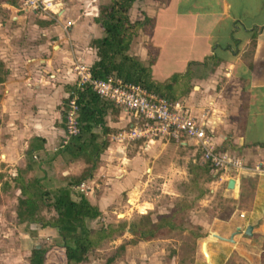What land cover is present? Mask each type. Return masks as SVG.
I'll return each instance as SVG.
<instances>
[{"label": "crops", "instance_id": "0c3cea01", "mask_svg": "<svg viewBox=\"0 0 264 264\" xmlns=\"http://www.w3.org/2000/svg\"><path fill=\"white\" fill-rule=\"evenodd\" d=\"M57 1L58 11L50 17L21 10L20 0H0V129L4 135V128L13 123L10 140L11 145L17 146L10 150L3 139L0 156L4 155L5 160H28V165L39 173L34 178H39L42 186L44 181L52 180L57 169L69 175L67 180L80 174L81 166L75 165L77 158L60 150L68 143H63V114L68 92L76 89L71 64L81 60L90 67L97 59L93 40L102 35L100 25L94 21L97 0ZM128 14L131 21L144 22L132 37L127 53L148 69L152 87L159 85L158 79L173 73L188 75L185 92L175 100L194 118L199 119L205 112V132L211 136L214 149L238 158L248 168L212 171L214 183L218 182L214 180L218 175L225 191L230 189L226 187L228 179H234L236 189L227 192L237 198V203L243 192L247 191L248 197L229 214L227 222L233 223L234 228L216 230L227 238L239 227L232 241L212 235L197 237L199 245L194 249L193 264H229L238 258L241 264L259 263L258 257L264 256V0H134ZM26 17L32 24L24 36L21 29ZM115 108L117 112L107 110L104 117L108 132L102 134L100 125L92 128L97 142L100 138L106 141L113 129L142 125L143 121L136 116ZM140 139L149 154V173L158 167V156L177 148L191 152H185L182 158L194 162L196 157L206 164L199 149L188 139ZM55 145L58 148L53 150ZM114 168L118 165L106 167L102 163L92 176L81 180L89 186L84 195L100 212L88 222L112 220L110 214L115 213L114 209L125 206L120 197L134 192L137 170L118 172ZM18 174L21 175L20 171ZM126 202L133 205L130 197ZM140 208L145 209L142 205ZM125 214L127 210L122 216ZM247 225L252 226L251 235L243 233ZM35 237L58 246L44 253L43 264H66L55 228L39 227ZM140 242L132 247L139 249ZM203 242L208 261L201 252ZM176 257L172 256L169 264L182 263Z\"/></svg>", "mask_w": 264, "mask_h": 264}, {"label": "rangeland", "instance_id": "374dc122", "mask_svg": "<svg viewBox=\"0 0 264 264\" xmlns=\"http://www.w3.org/2000/svg\"><path fill=\"white\" fill-rule=\"evenodd\" d=\"M107 2L108 0H97V6ZM29 19L28 17L23 19L21 32L24 33V36H27L25 34L28 33L27 31L32 24V20ZM160 66L163 67V64ZM71 67H73V64H71ZM147 76H150L148 69ZM158 83V90L166 99L172 101L185 92L188 75L173 73L163 80L158 79ZM2 123L0 124L2 125ZM11 126H13V123L4 128L7 131L4 132V135H1L2 131L0 129V146L4 143L2 141L4 139L6 140L5 144H8L7 147L13 150L17 146L15 144L11 145V133H9L13 131L10 129ZM122 129L126 130V128ZM122 129H116L115 131L113 129L111 131L113 133L106 135L107 145L101 150L97 160L92 161L88 156L82 155L77 157L75 161V163L78 162L75 164L76 167H78L77 165L81 166L79 167V176L84 174V170L90 165H94L92 170V173H94L102 163L106 167L108 164H114L116 167L118 165V168H114V170L118 169V172L129 171L130 168L137 170L134 175V192L129 193V195L123 194L120 197L121 204L125 206L114 209L116 214H110L112 220L104 221L100 219L98 222H87L88 226L97 229L111 224L115 229L119 221L122 220L143 222L145 219L141 218L147 216L149 221L155 222L158 215H169L174 211V215L171 217L174 227L170 230H165L166 227H163L162 231L149 240L139 236L133 237L129 232H126L127 230H124L121 235L113 232L102 244L89 253L83 264H169L172 256H178L176 260L180 257V262H182L180 264H193L194 249L199 245V240H196V238L211 235L213 232L216 233L217 229L221 230L227 226L228 228H234L233 223L229 224L227 222L229 214L236 207L239 208L242 205L240 201H246L248 192L244 190L245 192L238 198L239 203H237V198L234 199L229 194L230 192H227L231 189L224 190V183L219 182L218 175L215 177L216 179L214 178L218 182L214 183L213 177L208 179L207 175L195 169V166L203 165L196 157L194 162L181 157L185 156V152L191 153L187 151L189 150L187 148L185 150L177 148L167 151L165 154L162 153L158 156V167L152 169L149 173L146 168L149 154L144 148V142L141 139L132 143L131 141L118 140L115 135ZM63 138V141H65L66 133ZM69 139L70 137L66 140L69 141ZM143 139L145 140V138ZM101 140L100 138L99 143ZM108 147L110 148L107 149ZM55 148L57 149L58 145H55L53 150ZM0 153L2 152L0 151ZM121 156H124L125 159L121 160ZM132 158H135V160L133 159L134 162L129 167ZM37 159L35 157V161ZM28 163V160L24 158L22 160L16 158L5 160L4 155L0 156V264H29L30 250L34 244H38L45 249V252L52 246L58 248L57 244L50 240L35 237L36 229L39 228L38 224L27 225L26 222H19L16 218L17 199L20 197L18 182L14 180L16 174L20 171L23 184L34 196H38L40 192L39 187L33 181L39 173L34 170L35 167L30 166L28 169ZM190 165H195L193 171H189L191 169ZM62 171L66 172L67 168H62ZM60 172V169L55 170L53 172L55 176L50 181L45 179L46 182L44 181L43 187L52 189L67 181L65 178L69 175ZM95 181L97 182V180ZM84 183L88 185L87 182ZM91 185L95 189L94 183ZM245 185L248 186V184ZM129 197L132 199L133 205L126 202ZM45 202L47 200L38 204L37 213L48 218L54 213L46 206ZM126 204H128V207L131 206V209ZM140 205L144 206L145 209L140 208ZM125 210H127V214L122 216ZM131 239H135V241L131 242ZM137 241H141L138 244L139 249L132 247V244L135 245ZM119 245H122V247H119ZM113 254L115 255L114 259L110 263H105L106 258ZM253 258L254 256L251 257L252 263L255 262ZM258 258L259 263L257 264H264V256L260 255ZM229 264H241V262L238 258L237 262L231 260Z\"/></svg>", "mask_w": 264, "mask_h": 264}, {"label": "trees", "instance_id": "16d2710c", "mask_svg": "<svg viewBox=\"0 0 264 264\" xmlns=\"http://www.w3.org/2000/svg\"><path fill=\"white\" fill-rule=\"evenodd\" d=\"M134 0H108L97 6V14L94 21L102 29V35L93 40L97 59L90 65L92 77L105 78L107 75L120 78L123 82L140 83L146 89L156 94H161L158 85H153L147 78V68L144 67L136 57L127 53L129 43L133 36L137 34L142 26L141 21H131L129 19V8ZM78 104L77 125L78 133L70 137L68 143L61 151H66L73 157L88 156L95 161L105 147L106 141L97 142V135L92 132V128L100 125L102 134L108 132L104 127V117L107 110L117 112L114 105L107 100L100 99L88 85H83L81 89H75ZM195 165H190L193 171ZM189 167V168H190ZM30 168V165H27ZM94 165H90L84 170V174L65 181L63 184L52 189H46L40 184L39 178L33 181L42 190L39 195L34 196L22 182V177L16 174L14 180L18 182L20 197L17 199L16 218L19 222L26 224H38L39 227H53L60 237L63 248L64 261L66 264H83L89 253L98 247L113 232L121 235L125 229L133 236H139L149 240L157 233L170 230L174 227L171 214L158 215L157 221H149L147 216L143 222L119 221L116 228L111 224L92 229L88 226V221L99 216L100 212L96 205L92 204L82 192L75 191L73 186L81 180L90 177ZM207 178L212 177V170L207 164L195 166ZM235 190V189H234ZM201 194V193H200ZM54 215L48 218L38 215L39 203L46 201ZM176 211V210H175ZM135 239H131L134 242ZM122 247V245H119ZM45 249L33 246L30 250L29 263L43 264ZM115 255L106 258L105 263H110Z\"/></svg>", "mask_w": 264, "mask_h": 264}, {"label": "built area", "instance_id": "2783aa9c", "mask_svg": "<svg viewBox=\"0 0 264 264\" xmlns=\"http://www.w3.org/2000/svg\"><path fill=\"white\" fill-rule=\"evenodd\" d=\"M57 0H20V9L43 15L55 14L58 11ZM69 25V21H66ZM73 71L76 76V89L88 85L90 89L103 100L111 102L121 111L130 113L141 121L142 125L130 124L126 130L118 131L115 137L120 141H134L140 138L147 140L164 136L176 140L188 139L199 149L201 160L210 166L213 172L226 167L237 170L248 169L241 160L225 152L214 149L211 136L205 132L206 113H201L199 119L191 116L180 101H170L140 85L139 83L123 82L120 78L107 75L105 78L92 77L90 67L81 60L73 61ZM75 90L67 94V108L64 113V129L66 138L78 133ZM259 169L258 166H255ZM78 192H86L89 186L83 181L73 186ZM242 216V214H240Z\"/></svg>", "mask_w": 264, "mask_h": 264}, {"label": "water", "instance_id": "95a60500", "mask_svg": "<svg viewBox=\"0 0 264 264\" xmlns=\"http://www.w3.org/2000/svg\"><path fill=\"white\" fill-rule=\"evenodd\" d=\"M233 186H234V179H233V178H229L228 181H227L226 187L231 189V188H233ZM251 228H252L251 225H247V226L245 227V229L243 230V233H244L245 235H251ZM236 232H239V227H236L235 232L231 233L230 236L227 237V238H226V237H223V236H221V235H219V234H217V233H212L211 235L214 236V237H216V238H218V239L227 240V241H232V238H231V237H232V235H234ZM203 244H204V243H201V252H202V254H203L204 257H205V260L208 261V255L205 253V251H204V249H203Z\"/></svg>", "mask_w": 264, "mask_h": 264}, {"label": "bare ground", "instance_id": "6f19581e", "mask_svg": "<svg viewBox=\"0 0 264 264\" xmlns=\"http://www.w3.org/2000/svg\"><path fill=\"white\" fill-rule=\"evenodd\" d=\"M235 188V186L233 187V189ZM204 244H203V249H204V251H205V253L208 255V253H207V251H206V242H203Z\"/></svg>", "mask_w": 264, "mask_h": 264}]
</instances>
